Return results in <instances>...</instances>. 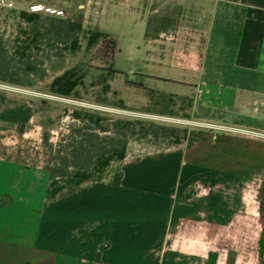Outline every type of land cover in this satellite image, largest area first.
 Wrapping results in <instances>:
<instances>
[{
  "label": "crops",
  "instance_id": "crops-1",
  "mask_svg": "<svg viewBox=\"0 0 264 264\" xmlns=\"http://www.w3.org/2000/svg\"><path fill=\"white\" fill-rule=\"evenodd\" d=\"M80 8L84 30L108 10L135 25L146 82L205 110L209 130L125 156L118 185L50 178L52 125L0 88V264H264V0Z\"/></svg>",
  "mask_w": 264,
  "mask_h": 264
},
{
  "label": "rangeland",
  "instance_id": "rangeland-1",
  "mask_svg": "<svg viewBox=\"0 0 264 264\" xmlns=\"http://www.w3.org/2000/svg\"><path fill=\"white\" fill-rule=\"evenodd\" d=\"M32 3L62 10L63 17L67 19H81L80 6L85 0H0V34L8 43V53H12L11 44L19 36V30L28 32L29 26L21 21L20 13L28 14L27 6ZM113 12L120 14L116 10ZM111 15L108 10L106 14L91 18L93 30L103 28L112 31L114 36H109L115 41L119 39L122 45L121 53L115 51L111 64L110 46L106 42L98 39L93 46H88L87 37L80 36L75 53L63 50L62 46L32 48L30 61L36 64L35 71L29 77L21 71L13 77L28 86L0 82V88L32 100L38 115L52 125L56 137V160H53L52 166L63 164L69 174L80 170L93 171L97 159L108 154L120 142L124 144L125 156L142 155L178 146L174 138L186 140L191 129L209 130L208 124L198 121L208 117L205 110L194 111L189 102L162 98L161 86L146 82V40H139L135 25H123L121 20H114ZM133 33L136 36L131 37ZM135 47L138 52H135ZM111 68L116 73L106 81ZM72 69L84 74V86L78 88L80 99L51 94L49 86L53 79ZM106 83L112 86L108 93L103 92ZM118 101H122L129 110L117 108ZM149 109L153 114L148 113ZM76 111L81 115L88 113L93 118L99 116V125L85 120L83 116L75 118L72 114ZM170 113L173 115L170 116ZM136 121L144 123L135 124ZM127 122L131 123L129 129L125 127ZM147 122L164 126L168 132L158 130L157 137L146 134L150 128ZM170 133L172 137H163ZM184 141L181 140L180 144ZM120 166V161L112 159L101 173L95 172L93 177L110 181L118 174Z\"/></svg>",
  "mask_w": 264,
  "mask_h": 264
},
{
  "label": "trees",
  "instance_id": "trees-1",
  "mask_svg": "<svg viewBox=\"0 0 264 264\" xmlns=\"http://www.w3.org/2000/svg\"><path fill=\"white\" fill-rule=\"evenodd\" d=\"M20 19L22 22L26 23L29 28L28 32L24 30H19V36L16 37L11 44V52L8 53L7 45L8 43L3 40L2 35L0 34V82L4 83H11L14 85H24L27 84L22 83L19 80L13 79L18 72L24 73L27 77L32 75L35 71L34 67L36 66L35 63L30 61V51L34 47H48L54 48L58 46H62L63 50L68 51L69 53H75L79 48V38L87 37V45L93 46L98 39H102L110 46L109 51V62L111 64L112 58L117 48L116 41L111 38L108 34L101 33L96 30H84L82 28L81 21L79 18L75 19H67V18H60L54 17L49 15L42 16L41 14H26L25 12L20 13ZM21 37L23 39H21ZM57 49V48H56ZM55 57L58 56L57 52L54 54ZM21 69V70H20ZM116 73L115 70L112 68L110 69L108 76L106 77V81H109L113 75ZM83 78L84 74H79L75 70H68L64 72L61 76H58L53 79L49 86V91L51 94L55 96H59L62 98H69V99H80V94L78 91L79 87H83ZM28 86V85H27ZM109 83L104 84L103 92L108 93L110 91ZM162 98H167V100L174 99L173 96H165L162 94ZM116 107L119 109L129 110L122 101H118ZM148 113L153 114L152 109L148 110ZM160 115L162 113H159ZM164 114V113H163ZM75 118H82L84 117L85 120L94 123L95 125H99L101 118L96 116H90L88 113L81 112H73L72 114ZM172 116L173 114H169ZM144 122L136 121L135 124H142ZM146 123V122H145ZM150 126L148 133L154 137H157L158 130H162L165 133L168 132V129L164 126H158L153 124L152 122H147ZM131 123L127 122L126 129H129ZM103 132L106 130L102 129ZM163 137H172V133L164 134ZM181 140L184 141L185 138H174V143L179 145ZM125 158V148L123 143H118L116 147H113L109 153L101 155L98 159L96 164L94 165L93 171L88 170H80L76 171L74 174H69L66 171V168L63 164L52 166L50 168L49 177L50 178H58V177H72L80 180H90V181H104L102 179H94V174L101 173L103 169H105L108 163L112 159H117L118 161L122 162ZM54 160L56 158L54 157ZM121 179V172L119 170L118 174L114 176L112 181L113 184L118 185ZM106 181V180H105ZM5 205L0 200V206Z\"/></svg>",
  "mask_w": 264,
  "mask_h": 264
},
{
  "label": "built area",
  "instance_id": "built-area-1",
  "mask_svg": "<svg viewBox=\"0 0 264 264\" xmlns=\"http://www.w3.org/2000/svg\"><path fill=\"white\" fill-rule=\"evenodd\" d=\"M27 13L29 14H41V15H49L54 17L62 18L64 13L62 10H57L54 8L46 7L41 3H32L27 6Z\"/></svg>",
  "mask_w": 264,
  "mask_h": 264
},
{
  "label": "water",
  "instance_id": "water-1",
  "mask_svg": "<svg viewBox=\"0 0 264 264\" xmlns=\"http://www.w3.org/2000/svg\"><path fill=\"white\" fill-rule=\"evenodd\" d=\"M80 20V19H79Z\"/></svg>",
  "mask_w": 264,
  "mask_h": 264
}]
</instances>
